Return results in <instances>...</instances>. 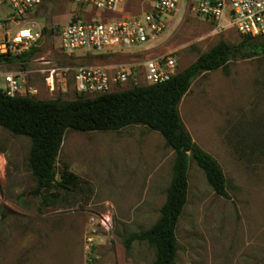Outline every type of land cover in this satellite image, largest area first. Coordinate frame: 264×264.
I'll return each instance as SVG.
<instances>
[{
    "label": "rangeland",
    "instance_id": "obj_1",
    "mask_svg": "<svg viewBox=\"0 0 264 264\" xmlns=\"http://www.w3.org/2000/svg\"><path fill=\"white\" fill-rule=\"evenodd\" d=\"M193 1L182 0L149 51L92 59L67 56L58 44L60 29L70 20L95 17L89 7L50 0L19 23L6 21L9 10L0 7V42L20 29L39 35L29 55L2 62L0 72L25 76V92L19 96L61 101L78 97L71 81L77 66L137 69L147 58L170 53L181 72L218 42L237 45L242 39L233 29L215 33L195 14ZM150 4L128 0L121 11L101 19L139 16ZM48 67L62 69L54 77L53 91L45 82ZM178 113L194 143L220 166L228 198L214 194L191 160L187 204L175 231L174 264H264V154L255 145L264 142V53L237 57L225 69L198 75ZM62 144L56 179L67 169L80 183L71 192L45 191L51 202L43 207L28 166L29 139L0 127V264H86L84 237L91 221L105 214L112 216L113 232L106 240L96 238L101 262L152 264L153 246L135 241L126 249L123 241L159 218L171 181L172 149L159 133L139 125L119 131L67 130Z\"/></svg>",
    "mask_w": 264,
    "mask_h": 264
},
{
    "label": "trees",
    "instance_id": "obj_2",
    "mask_svg": "<svg viewBox=\"0 0 264 264\" xmlns=\"http://www.w3.org/2000/svg\"><path fill=\"white\" fill-rule=\"evenodd\" d=\"M237 45L220 41L200 55L185 70L169 81L146 86L130 85L126 89L94 97L78 96L74 100H36L28 96L9 97L0 88V127L15 136L30 141L28 166L36 180L35 194H41V205H50V196L43 194L52 189L71 192L78 188L76 175L63 169L56 179V162L67 130L76 132L119 131L139 125L159 133L173 151L171 181L160 216L147 230L124 239L126 249L137 242L155 248L152 264H174L177 254L176 227L188 197V168L190 161L204 173L214 194L227 199L226 179L216 160L197 146L186 131L178 113L182 97L194 79L204 72L225 69L237 57L264 53V46L256 38L241 37ZM9 55L0 59L11 61L31 53ZM264 154V142L258 141ZM255 146V147H256Z\"/></svg>",
    "mask_w": 264,
    "mask_h": 264
},
{
    "label": "built area",
    "instance_id": "obj_3",
    "mask_svg": "<svg viewBox=\"0 0 264 264\" xmlns=\"http://www.w3.org/2000/svg\"><path fill=\"white\" fill-rule=\"evenodd\" d=\"M50 0H0V7L9 10L6 21L19 23ZM69 4L88 9L95 15L89 20L72 19L59 31L58 44L62 53L78 58H107L121 55H138L149 51V45L165 32L167 20L178 11L182 0H151L149 10L135 17L117 21L101 19L102 15L122 10L128 0H65ZM195 14L208 23L215 33L233 29L241 37L258 38L264 35V0H196ZM38 34L20 29L0 42V59L25 52L33 47ZM49 65L48 62H44ZM174 56L166 53L160 57L143 60L137 69L131 66L115 68L89 65L77 66L71 71L73 91L81 97H94L119 92L130 85H156L169 81L178 73ZM62 69L48 67L45 82L53 91L54 77ZM141 75V76H140ZM3 90L9 97L24 91L22 73L3 74ZM141 82H139V79ZM28 93L34 94L33 89ZM84 237L83 252L86 264H103L98 253L96 238H109L113 232L110 214L100 215Z\"/></svg>",
    "mask_w": 264,
    "mask_h": 264
},
{
    "label": "water",
    "instance_id": "obj_4",
    "mask_svg": "<svg viewBox=\"0 0 264 264\" xmlns=\"http://www.w3.org/2000/svg\"><path fill=\"white\" fill-rule=\"evenodd\" d=\"M257 43H259V45L264 46V35L257 38Z\"/></svg>",
    "mask_w": 264,
    "mask_h": 264
},
{
    "label": "crops",
    "instance_id": "obj_5",
    "mask_svg": "<svg viewBox=\"0 0 264 264\" xmlns=\"http://www.w3.org/2000/svg\"><path fill=\"white\" fill-rule=\"evenodd\" d=\"M1 66V65H0ZM0 74L1 75H3V74H7L6 72L5 73H2V72H0ZM23 77V81L25 82L26 80L24 79L25 78V76H22Z\"/></svg>",
    "mask_w": 264,
    "mask_h": 264
}]
</instances>
